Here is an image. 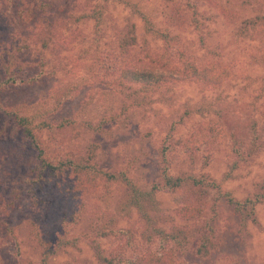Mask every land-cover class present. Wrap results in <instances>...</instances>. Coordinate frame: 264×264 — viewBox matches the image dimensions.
I'll use <instances>...</instances> for the list:
<instances>
[{
    "label": "rangeland",
    "instance_id": "obj_1",
    "mask_svg": "<svg viewBox=\"0 0 264 264\" xmlns=\"http://www.w3.org/2000/svg\"><path fill=\"white\" fill-rule=\"evenodd\" d=\"M10 3L7 19L0 22L1 43L8 34L14 36V31L36 39L38 20L51 32H43L50 39L48 50H44L46 72L40 73V79L0 90V231L3 223L9 225L17 241L14 248L9 244L11 238L4 239L0 264H41L39 227L50 219L45 213L47 202L56 200L52 188L40 197L44 204L39 207L38 213L43 216L38 222V207L25 192L23 183L30 176L35 153L24 143L21 130L10 116L12 112L28 117L33 126L45 119L52 124L80 123L67 128L62 136L52 129L36 132L50 144L52 154L68 149L92 152L91 163L98 170L122 172L132 185L146 192L159 181L160 150L165 145L171 175L207 176L220 187L216 190L185 186L173 193L156 192L151 197L150 216L160 211L175 218V211L187 196L202 195L200 202L205 212L196 227L210 224L214 229V247L205 257L194 255L191 249L184 251L179 264H264V204L256 208L257 223L250 220L243 227L223 197L228 193L241 201L256 193L257 185L264 180V153L248 161H242L238 155L246 152L248 144L256 147L263 144L264 148V27L250 29L248 24L256 16H264V0H11ZM27 4L33 6L35 25L31 22L25 28L19 15L13 14V8L17 5L26 12ZM97 11L101 14L97 15ZM127 28H132L136 41L130 47H121L120 39ZM35 46L22 56L29 65L27 78L39 73L41 57ZM150 55H160L162 62L171 66L189 60L203 70L217 68L213 73L224 67L230 70V76L214 88L187 80L172 82L146 97L148 104L124 113L123 105L130 100L127 95L139 87L111 81L121 68L133 66L139 58L144 60ZM185 111H190V116H185ZM85 122L92 124V129L86 130ZM99 122L102 129L96 131ZM72 178L68 172L51 179L67 184ZM122 179L105 182L95 176L94 192L84 193L87 203L81 210L80 222L72 229L71 224L59 227L54 223L49 240L58 230L59 242L46 246L56 253L49 258V264H107L99 259L98 253L111 264L118 259L124 264L143 254L142 246L132 249L127 238L118 233L92 241L90 227L95 222L94 214L101 212L116 220L113 228L117 232L134 231L132 243L139 241L143 224L136 209L125 206L129 188ZM49 185L52 187L53 183ZM14 194L20 196L22 203L10 210L7 203ZM64 210L67 216L72 213ZM51 219L57 216L51 214ZM32 220H36L38 227ZM73 239L76 241L72 242Z\"/></svg>",
    "mask_w": 264,
    "mask_h": 264
},
{
    "label": "trees",
    "instance_id": "obj_2",
    "mask_svg": "<svg viewBox=\"0 0 264 264\" xmlns=\"http://www.w3.org/2000/svg\"><path fill=\"white\" fill-rule=\"evenodd\" d=\"M10 2L11 0H0V22H4V20L7 19L6 16L10 13L8 12L10 9L9 6L11 5ZM32 7V5L27 4L28 10L26 12L22 11L17 5L13 8V14L19 15L21 19L20 22L23 21L24 26H26L25 28L30 27L32 25L31 22L34 23L32 18L35 14L32 12ZM46 7L47 4H44L43 9ZM23 13H26V16H23ZM42 13L44 12L42 11ZM96 13L97 15L101 14L100 11ZM83 17H90V15H83ZM248 24L250 25V29L258 25L264 27V16L258 15L254 19L249 20ZM35 28L37 30L36 33L38 32L36 39L29 35L21 36L14 31V36L8 34L3 43H1L0 40V90L10 85H26L28 83L37 82L40 79V73L46 72L43 69V62L45 61L44 50H48L49 48L50 37L46 36L43 32L50 33L51 31L45 29V25H43L40 20L36 23ZM130 29L132 28H127L125 36H122L123 38L120 39L121 47H130L134 45L136 39ZM262 31L264 32V28ZM0 32H2L1 29ZM33 46L36 47V50L39 49L37 53L41 57L38 63L39 73L27 78L25 77V73L29 65L27 62H23L22 56L26 53L28 54L34 48ZM3 54L4 56H2ZM213 69L217 68H211L209 70L197 68L189 60L183 61L180 66H171L168 62H162V57L160 55H150L144 58V60L143 58H139L138 62L134 63L133 66L121 68L117 76L112 79L111 83L121 86L130 84L139 87L136 92L133 91L127 95V100H130L124 103L122 110L124 113H127L129 110H136L148 104L149 102L146 101V97L151 96L157 89L167 87L172 82L187 80L204 88H214L222 85L230 76V70L227 68L223 67L220 70L218 69L215 73H213ZM47 73L49 75L52 74L51 72ZM108 82L109 81L106 80H100V83ZM6 114L8 115V112H6ZM184 115L187 117L190 116V111H185ZM10 116H13L14 123L17 128L21 130L22 139L25 141L24 143L30 146L35 153L34 161H32V168L29 171L30 176L25 178L23 183L26 186L25 192L29 194L31 199L35 200L34 206L38 207L36 212L38 213V210H41V206L44 204V199L41 200L40 197L45 195L46 191L52 188L53 197L56 198L55 201H53V199L49 200V202H47V207H45V213H48L50 219L46 220L45 225L42 224L44 226L41 225L44 227V230L42 231L41 226L39 227L41 239L38 241L42 248L41 264H49V258L56 254L53 250L46 247L53 243V241H55V244L59 242L58 230L55 237L49 240V237H51L50 231L51 228L54 227V223H57L59 227L65 225V223H67V225L71 224L72 229L76 223L80 222L81 210H83L85 203H87L84 202L87 197L84 193L92 194L94 192L92 183L95 176H100L105 182H115L119 177H122V180L127 183L129 188L125 198V206L134 207L138 212L139 220L143 224V228L139 232V241L132 243L134 231L117 232V230L113 228L116 220L112 216L102 212L94 214L95 222L94 225L90 227V233L94 236V238H92L93 242H95L96 238H106L112 234L118 233L120 236L127 238L128 246L132 249H137L138 246H142L140 249H145L143 254L137 255L135 260L124 262V264H179L182 253L189 249L198 257H205L210 254V251L214 247V229L209 223L202 224V226L198 228L196 227V224L205 212V208L200 202L201 193H194L187 196L184 203L175 211V218L162 214L160 211H155L151 216L148 213L151 197L156 192L163 191L173 193L181 190L185 186L191 188L202 186L220 190V187L217 186L213 180L208 179L207 176L196 178L190 174H182L179 176L171 175L169 173L170 163L166 159L168 147L163 145L160 150L159 181L150 191L146 192L132 185L122 172L115 174L98 170L95 164L91 163L92 152L86 151L82 153L80 150L68 149L63 150L60 154L56 152L52 154L49 150L50 144L45 143L41 139V135L36 132V130L42 132V129H52L56 130L58 136H62L67 128H71V126L75 127V125H79L80 123L76 121L73 123L63 121L60 124H52V122L45 119L41 121L39 125L33 126L32 120L28 117L17 116L13 112ZM111 120L113 121L115 118ZM86 123L87 122L84 124L85 129H92V124ZM107 123L108 122H105V124ZM101 129L102 123L99 122L95 130L100 131ZM256 136L258 135L256 134ZM259 139L260 138H258V140ZM205 142L209 145H213L209 140ZM246 148V152L238 153L242 161H248L264 153L263 144H257V147L255 145L249 146L248 144ZM68 172L69 176L72 174L73 178L67 184H58L51 179L57 178L61 173L68 174ZM50 182L53 183L52 187L49 185ZM257 187L258 191L256 193L241 201H237L228 193L223 194L225 201L232 206L233 211L238 216L240 225L243 227L245 226L244 224L250 220L253 223H257L256 208L258 205L264 204V180L261 184H258ZM18 197L20 196L14 194L13 198L7 203L10 210L21 206L20 204L22 201L21 198ZM89 198L93 199V196L91 197L90 195ZM64 209H69L68 213L72 212L70 216H67V212ZM51 214H55L57 219L52 220ZM37 216L39 222L43 215L39 214ZM30 217L34 216L31 215ZM177 221L180 224H177ZM31 222L38 227L36 220H32ZM3 224L2 230L0 231V247L6 244L4 243V239L8 237L12 239L9 244H13L11 246L14 248L17 247V241L13 234L12 227L5 223ZM42 235H44L45 238H43ZM75 241L76 239L72 240V242ZM4 250H6L5 247L3 251ZM98 257L104 263L111 264L110 260L104 259L100 253H98ZM121 262L122 260L118 259L112 261V264H120Z\"/></svg>",
    "mask_w": 264,
    "mask_h": 264
}]
</instances>
